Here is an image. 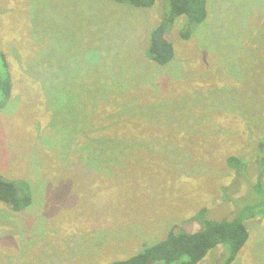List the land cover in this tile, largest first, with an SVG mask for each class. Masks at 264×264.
Segmentation results:
<instances>
[{
    "label": "rangeland",
    "instance_id": "obj_1",
    "mask_svg": "<svg viewBox=\"0 0 264 264\" xmlns=\"http://www.w3.org/2000/svg\"><path fill=\"white\" fill-rule=\"evenodd\" d=\"M166 0H0L12 95L0 110V264H110L230 220L264 184V0H207L174 59H148ZM242 162L233 169L228 158ZM27 186V187H26ZM232 264H264V217ZM218 246L199 264H224Z\"/></svg>",
    "mask_w": 264,
    "mask_h": 264
},
{
    "label": "trees",
    "instance_id": "obj_2",
    "mask_svg": "<svg viewBox=\"0 0 264 264\" xmlns=\"http://www.w3.org/2000/svg\"><path fill=\"white\" fill-rule=\"evenodd\" d=\"M112 1L138 8H151L156 3V0ZM166 6L164 18L150 34L147 49L148 59L158 65H167L175 57L169 31L176 19L186 17L181 34L184 40H189L208 16L207 0H166ZM7 61L5 53L0 49V110L5 108L13 91ZM261 147H264L263 143ZM262 163L264 165V159ZM228 164L233 169L242 170V162L235 156L228 158ZM23 186L0 176V201L13 211L24 210L31 204V195L27 186V192H21ZM253 190L257 194L256 201L242 204L244 206L239 208L232 219L213 220L205 217L204 210L200 211L195 216L201 223L200 230L191 233L172 230L163 241L143 249L137 256L110 264H199L218 246L224 249V264H232L249 240L246 220L264 217V184L260 179L253 185Z\"/></svg>",
    "mask_w": 264,
    "mask_h": 264
}]
</instances>
